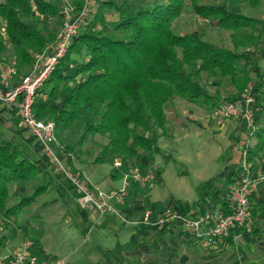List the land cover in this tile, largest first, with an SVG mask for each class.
I'll use <instances>...</instances> for the list:
<instances>
[{
	"label": "trees",
	"instance_id": "16d2710c",
	"mask_svg": "<svg viewBox=\"0 0 264 264\" xmlns=\"http://www.w3.org/2000/svg\"><path fill=\"white\" fill-rule=\"evenodd\" d=\"M202 1L190 0L192 12L201 19L213 21L218 29L230 32L232 49L206 40L201 33L179 35L172 29L185 0H149L143 6L137 0L100 3L98 12L79 30L65 57L38 91L33 111L41 121L52 117L57 140L59 132L83 127L75 145L61 147L66 166L81 179L74 159L91 157L93 151H98L93 164L100 166L107 164L110 158H124L141 159L136 165L139 170L150 168L148 158H142L139 150L151 156L160 155L168 162L171 157L163 155L158 138L148 134L154 129L167 134L169 120L165 110L175 99L215 111L251 91L255 98V131L250 140L255 138L256 142L252 148L248 147L247 159L264 151V127L257 128L261 117L256 115V104L264 98V70L258 72V67L253 66L256 57L248 51L264 46V20L236 14L226 2L206 5ZM261 1L250 0V5L256 8ZM239 2L232 1L233 4ZM57 4L49 0L0 2V25L4 24L13 55L11 61L20 73H26L35 57L56 40L54 35H45L25 21L36 14L58 17ZM77 7L80 9L81 5ZM106 11H113L116 19L108 21ZM7 52L0 34V56L5 64ZM218 76L233 86L232 95L222 99L219 92L212 95L207 91L205 82ZM11 113L16 126L15 130H10L14 138L4 135L5 122L0 119V221L7 225L44 196L51 183L48 180L54 179L47 157L43 155L33 160L20 149L19 139L28 132L23 127L17 129L21 124L18 110ZM30 137L28 143H35L42 152ZM87 143L90 147L85 149ZM233 176H228L225 169L196 188L197 201L193 205L174 199L170 205L185 216L195 207L207 204L220 205V210L228 213L222 200L229 198V193L218 189L216 183ZM39 178L42 184L28 197L17 200L19 187ZM68 187L78 199L75 190ZM94 211L95 208L89 206L82 209L81 215L86 221ZM165 231L166 228L159 230L153 241Z\"/></svg>",
	"mask_w": 264,
	"mask_h": 264
},
{
	"label": "crops",
	"instance_id": "0c3cea01",
	"mask_svg": "<svg viewBox=\"0 0 264 264\" xmlns=\"http://www.w3.org/2000/svg\"><path fill=\"white\" fill-rule=\"evenodd\" d=\"M12 82V84L16 83V81ZM198 82L201 84V81ZM210 86L214 85L210 83ZM206 89L212 95H216L218 92L211 91L209 86ZM219 95L221 96V94ZM213 112L210 108H200L185 100L175 99L173 104L165 110L169 120L167 134L164 135L159 129H154L148 134L149 137L156 136L158 138L159 148L163 155L170 156V159H173L172 155H174L180 161L187 159L189 163H196V169H194L196 180L193 184L189 183L188 174L179 175L173 182L175 184V200L187 205H193L197 201L196 188L200 184L215 178L216 175H220L227 169V175H234L233 178L218 180L216 187L228 192L230 183L237 179L242 172L245 125L237 119L218 122ZM256 115L261 117L257 128H263L264 99L257 102ZM0 119L5 122L6 128L12 131L16 129L12 125L11 111L2 112ZM255 140V138L251 140L253 146ZM138 152L142 158H148L150 162V168L141 169L142 173L150 175L154 182L132 185L128 194L117 205V209L119 215L128 218V223L137 220L139 228L133 231L132 235L130 228L127 239L120 241L118 238L115 244L111 245V255H109V251L104 250L102 257L97 255L92 261L93 264H264V185L250 197L251 214L254 221L252 229H233L228 238L219 240L215 245H208L195 239L178 224H172L166 228L165 233L158 240L153 241L159 230L142 224L144 215L146 212H150L151 220L154 221L158 215L171 207V197L162 200L155 191L157 185L163 188L166 186L162 156H151L142 150ZM116 160L118 159H109L107 165L110 170L108 171L103 170L100 165L86 168L85 160H78L74 165L76 171L91 189L111 191L121 186L123 173L141 162V159L123 158L120 159L123 167L115 168L113 164ZM247 165L252 176L263 174L264 151L255 158L248 157ZM61 184L68 186L65 179ZM74 201L76 202L77 199L75 198ZM222 203L226 204L225 208L231 209L228 197L222 200ZM217 209H220V205L198 206L187 216L197 217ZM88 219H92L96 226L103 227L118 224L122 220L119 216H101L96 211L92 212ZM124 226L125 224L122 225V227ZM83 232L85 234V231ZM27 233L36 243L34 253L43 262L51 264L53 261L59 260V252H52L50 248H46L42 244L40 240L42 232L39 228H30ZM135 242L137 244H134ZM19 247L2 248L1 250L11 252ZM70 257L64 258L66 264H72Z\"/></svg>",
	"mask_w": 264,
	"mask_h": 264
},
{
	"label": "built area",
	"instance_id": "2783aa9c",
	"mask_svg": "<svg viewBox=\"0 0 264 264\" xmlns=\"http://www.w3.org/2000/svg\"><path fill=\"white\" fill-rule=\"evenodd\" d=\"M60 14L63 18L62 31L54 47H49L35 57L30 69L20 75L18 69L11 64H5L0 59V106L16 108L21 125L39 145L43 155L47 157L56 170L62 174L75 192L79 195V205L85 209L89 206L101 216H119L117 205L128 194L132 185H144L152 181V177L143 174L137 167H132L123 173L121 186L116 190L100 191L91 189L88 184L66 166L62 148L55 136V125L52 121H41L34 114L33 107L38 97V91L53 73L60 61L67 54L79 30L95 14L96 0H83L80 9L73 7L70 0H58ZM130 1V0H125ZM154 1V0H152ZM31 5L35 7L34 1ZM12 81L16 83L12 84ZM255 98L251 91L242 99L226 102L214 111L218 122L230 119L241 120L246 128L243 139V166L240 176L232 181L228 187L231 209L228 213L217 209L197 217L181 215L173 207L167 208L152 221L151 213L146 212L142 224L155 227L158 230L178 224L189 232L195 239L208 245H215L219 240L228 238L233 229L249 230L253 228L250 197L257 189L264 185V173L252 176L247 165V151L254 127ZM115 168H122L121 160L113 164ZM123 222L128 221L122 219ZM0 264H46L34 253V244L24 243L14 251L0 250ZM51 264H66L64 260H56Z\"/></svg>",
	"mask_w": 264,
	"mask_h": 264
},
{
	"label": "rangeland",
	"instance_id": "374dc122",
	"mask_svg": "<svg viewBox=\"0 0 264 264\" xmlns=\"http://www.w3.org/2000/svg\"><path fill=\"white\" fill-rule=\"evenodd\" d=\"M3 1L4 0H0V2ZM49 1L58 3V17L39 16L38 14H36L34 16H31L32 18L27 19L25 22L30 26L38 27L43 31L45 35H54L56 37V40L55 42L50 43L49 47L51 48L54 47L58 42V38L62 31L63 18L60 14V2L58 0ZM109 1L113 0H96L94 8L95 14L99 10L100 3ZM137 1H139L141 6L149 2V0ZM232 1L233 0H203L202 3L207 5L226 2L229 5L230 10L236 14H242L250 18L252 17L255 19L264 20V0H262L256 8H253L250 5V0H240V2L237 4H233ZM70 4L78 9L77 6H82L83 0H70ZM115 15L116 14L113 11L105 12V17L110 22L116 19ZM213 24V21L201 19L196 14H194L190 8V0H185L184 8L182 9L179 18L173 22L172 29L179 35L198 32L203 34L206 40H209L216 45L232 49L233 47L230 41L231 33L220 30L217 27L213 26ZM108 31H110V29H108ZM0 34L4 38L5 46L8 48V52L5 55L7 58H5L6 61H4L7 62L6 64L9 63L13 65L11 61L13 55L10 50V44L5 35L4 24L0 25ZM248 51L253 53L256 57V62L253 63V66L256 68L258 67V72L262 73L264 70V46L259 47V49L257 50L250 49ZM0 59H2L1 56ZM20 75H23V73H20ZM254 75L255 71L253 72V77ZM218 77L219 78L210 82H205L204 80L202 82L207 83L211 91H218L219 94H221L222 99L228 97L229 95H232L234 93L233 86L227 80H222L220 76ZM210 83L214 86H210ZM14 109L16 108L0 106L1 112H4L5 110H9L12 112ZM11 121L13 127L16 128L13 122L14 116L13 120ZM47 121H53L52 117H49ZM17 129H22V125L20 124ZM2 132L6 137H9L10 139L14 138L10 129L6 128V125L2 129ZM82 132L83 127L80 126H76L71 129L59 132V145L61 147L75 145ZM31 139L32 138L30 137V135L26 133L23 139H19L18 145L21 150L29 153L33 160L41 159L43 157V154L42 152H40L38 147L35 146V143H28V141H30ZM251 140H249L248 143V146L250 148L253 147V142H251ZM84 147L85 149L89 148L90 144L87 143V145H85ZM91 154V157H84L79 160H85L86 168L94 166L93 161L97 157L98 151H93ZM172 156L173 159L169 158L170 160L168 162L163 159V166L166 173L164 177V180L166 182L165 188L158 185L155 187V191L158 193V195L161 196L162 200H167V198L169 197H171L170 201H172L173 199L175 200V184L173 182L178 178L179 175L185 176L186 174H188V181L192 184L196 180L194 176L196 163H189L187 162V159L180 161L174 155ZM76 161L78 160H76L75 158L74 162ZM102 166L101 168L103 170H110V167L107 164H104ZM49 170H53L52 175L54 179L48 180L51 183L48 187L47 193L44 196L40 197L32 207L25 210V212L20 215L16 221L12 220L11 224L7 225L4 222L0 221L1 248L10 249L19 247L28 241L32 242L35 245L36 243L34 239L31 238L27 232L30 231V228H39L42 232V238L40 239L42 244L46 248H50L52 252H59V260H64V258H66L67 256H71L70 258L72 260V264H93L92 261L95 259V257L97 255L102 257V254H104V250L109 251V255H111V245H114L118 238L120 239V241L122 239H127V233L130 228L131 235L133 231L139 228L137 220H133L129 223H124L123 220H121L120 223L111 224L108 227L96 226L92 219H88L85 221L81 215V211L83 208L77 201H74V194L69 191L68 186H64L61 184L63 183V179L65 178L63 176L60 179L57 178V176H61V174L56 170L54 164L52 163L50 164ZM153 182L154 179H152L150 183ZM41 184L42 179L39 178L27 184L21 185L19 187L17 200L28 197ZM117 211L119 210L117 209ZM120 218L129 221L128 218L124 215H120ZM124 224L125 226L122 227V225ZM83 231H85V234ZM2 238L4 239L1 240ZM108 257L110 258V256Z\"/></svg>",
	"mask_w": 264,
	"mask_h": 264
}]
</instances>
